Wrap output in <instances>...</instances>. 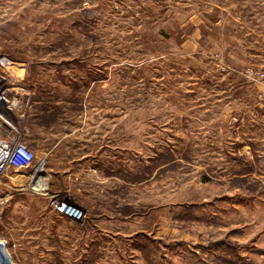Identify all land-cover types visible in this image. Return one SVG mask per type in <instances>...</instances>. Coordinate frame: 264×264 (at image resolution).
Returning <instances> with one entry per match:
<instances>
[{
    "label": "rangeland",
    "instance_id": "rangeland-1",
    "mask_svg": "<svg viewBox=\"0 0 264 264\" xmlns=\"http://www.w3.org/2000/svg\"><path fill=\"white\" fill-rule=\"evenodd\" d=\"M0 54V264H264V0H0Z\"/></svg>",
    "mask_w": 264,
    "mask_h": 264
},
{
    "label": "built area",
    "instance_id": "built-area-1",
    "mask_svg": "<svg viewBox=\"0 0 264 264\" xmlns=\"http://www.w3.org/2000/svg\"><path fill=\"white\" fill-rule=\"evenodd\" d=\"M24 71L22 64L12 62L7 56L0 54V185L5 179L10 181V171H33L45 158L35 165L37 158L24 140L28 134L27 128L19 126V121L25 115L22 101L25 96L29 98V91L24 87ZM247 76L264 80V73L261 72L248 71ZM54 202V208L59 213L67 215L71 209L80 215L79 209L58 200ZM0 261L2 262L1 258Z\"/></svg>",
    "mask_w": 264,
    "mask_h": 264
},
{
    "label": "crops",
    "instance_id": "crops-1",
    "mask_svg": "<svg viewBox=\"0 0 264 264\" xmlns=\"http://www.w3.org/2000/svg\"><path fill=\"white\" fill-rule=\"evenodd\" d=\"M39 172H40V170L37 172V175L39 174ZM10 179H11V177H10ZM36 179H37V177H36ZM31 185H32V183L29 184L28 186L31 187ZM26 190H27V189H26ZM73 214H74L73 216H74L75 218H77V219L80 217L79 213H76V211H74Z\"/></svg>",
    "mask_w": 264,
    "mask_h": 264
},
{
    "label": "bare ground",
    "instance_id": "bare-ground-1",
    "mask_svg": "<svg viewBox=\"0 0 264 264\" xmlns=\"http://www.w3.org/2000/svg\"><path fill=\"white\" fill-rule=\"evenodd\" d=\"M38 165H39V164H38ZM38 165H37V166H38ZM36 168H37V167H36ZM36 168H35V169H36ZM35 169H33V171H34ZM33 171H32V172H33ZM70 210H71V209H70ZM70 210H69V211H70ZM69 211H68V212H69ZM68 212H67V214L70 215V213H68ZM71 216H72V215H71ZM72 217H74V216H72ZM74 218H75V217H74ZM1 255H2V254H1V251H0V256H1Z\"/></svg>",
    "mask_w": 264,
    "mask_h": 264
}]
</instances>
